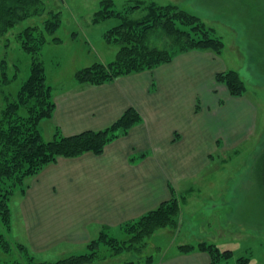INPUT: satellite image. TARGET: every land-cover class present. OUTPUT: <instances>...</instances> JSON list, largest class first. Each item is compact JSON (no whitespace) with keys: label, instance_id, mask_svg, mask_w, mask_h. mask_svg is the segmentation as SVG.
I'll use <instances>...</instances> for the list:
<instances>
[{"label":"rangeland","instance_id":"374dc122","mask_svg":"<svg viewBox=\"0 0 264 264\" xmlns=\"http://www.w3.org/2000/svg\"><path fill=\"white\" fill-rule=\"evenodd\" d=\"M43 1L45 11L42 15L21 22L0 38V121L6 99L8 96L14 98L31 72L32 55L21 47L17 37L23 28L35 24L43 26L44 21L56 12L61 14L59 28L54 34L59 42L51 39L39 54L46 67L47 82L53 86L55 94L56 90L76 83L75 74L80 69L99 61H113L120 48L106 37L108 30L120 22L115 14L94 23L105 0ZM142 1L145 4L178 5L201 17L213 37L224 42L221 55L214 52L210 55L218 60L221 71L223 68L237 70L248 90L237 101L233 99V103L227 87L215 79L220 85L218 90H222H217L215 100L218 101L219 96L227 99L223 107L218 102L209 105L215 110L219 125L228 122L229 128L232 126L238 131L237 136L229 139V131H220L223 139L212 152V163L207 166L204 159L202 166H206L202 173L189 180L186 175L183 181L182 192L178 194L181 211L177 223L158 229L140 243H132L133 248L132 244L121 248L124 244L111 245L106 238H100L94 249L89 244L72 248L64 244L47 252L34 251L31 246L25 249L29 242L21 240V235L16 237L14 232L19 219L17 200L39 173L24 177L21 184L7 179L0 181V200L11 184L16 191L11 200L12 230L4 224L0 213V264H43L81 254L94 256L93 262L83 264H121L131 260L145 263L149 256L160 261L181 252L182 244L202 241L215 243L222 251H232L231 257L217 264H264V23L258 14L259 10H264V0ZM113 2L112 9L117 13L133 18L146 13L144 8H132L137 5V0ZM255 5L260 7L255 10ZM3 68H6L7 80ZM206 81L202 84L212 82L211 78ZM42 130L47 141L54 138L45 123ZM22 188H26L23 193ZM109 234L123 239L130 237L118 228L110 230ZM136 248L141 251L137 252Z\"/></svg>","mask_w":264,"mask_h":264},{"label":"crops","instance_id":"0c3cea01","mask_svg":"<svg viewBox=\"0 0 264 264\" xmlns=\"http://www.w3.org/2000/svg\"><path fill=\"white\" fill-rule=\"evenodd\" d=\"M210 53L193 50L111 82H76L56 90L55 113L41 122V128L44 123L50 127L52 138L57 131L70 136L106 128L129 107L136 108L142 120L103 153L59 157L36 175L17 200L15 236L21 235L38 252L64 244L87 246L101 232L121 229L179 197L186 175L189 180L212 163V152L223 139L220 131H229V139L238 132L228 122L219 125L209 105L218 102L223 107L227 99L215 100L222 91L215 75L222 68ZM210 78L212 82L202 84ZM238 98L230 95L233 103ZM210 262L207 252L193 251L165 256L153 264Z\"/></svg>","mask_w":264,"mask_h":264},{"label":"trees","instance_id":"16d2710c","mask_svg":"<svg viewBox=\"0 0 264 264\" xmlns=\"http://www.w3.org/2000/svg\"><path fill=\"white\" fill-rule=\"evenodd\" d=\"M137 2L132 8H144L146 11L140 18L117 13L112 9L115 4L113 0L103 2L104 7L97 11L94 23L111 18L115 14L120 22L108 30L106 37L109 42H116L120 48L113 61L95 62L77 71V82L104 84L124 75L152 70L172 62L179 54L193 50L222 54L224 42L213 37L211 30L198 15L178 5H159L157 2L145 4L142 0ZM44 3L43 0H0V38L21 22L42 15L45 11ZM258 7L260 6L255 5L254 9L257 10ZM258 14L264 23V10H259ZM60 20L61 14L56 12L53 17L44 21L43 26L29 25L17 34L21 47L32 55L31 72L17 94L13 95L14 98L10 99L8 96L6 99V108L0 121V181L7 179L21 184L24 177L40 173L45 166L56 162L59 157H76L86 152L101 154L109 143L127 134L142 120L137 109L129 107L106 128L86 130L70 136L57 131L53 139L47 141L44 138L41 122L53 117L56 101L53 86L47 82L46 67L39 54L51 39L59 42L54 34L59 28ZM3 75L7 80L6 68H3ZM215 79L225 85L233 97L243 96L248 90L245 81L235 69L219 71ZM11 185L7 187L6 193L2 194L0 213L4 224L12 230L11 200L16 191L13 185L12 189L10 188ZM20 190L23 193L26 188ZM180 211L179 198L172 197L137 220L122 225L121 230L130 235L128 239L111 237L103 231L89 246L94 249L100 238H106L111 245L124 244L121 248L140 243L158 229L176 224ZM133 246L134 244L131 245L132 248ZM131 247L129 249H132ZM27 248L28 246L25 249ZM180 250L182 253L207 252L211 256V264H217L232 256V251H222L215 243L205 241L182 244ZM136 251L141 250L136 248ZM93 261L94 256L81 254L43 264H83ZM155 262L153 256H149L145 263L131 260L121 264Z\"/></svg>","mask_w":264,"mask_h":264}]
</instances>
